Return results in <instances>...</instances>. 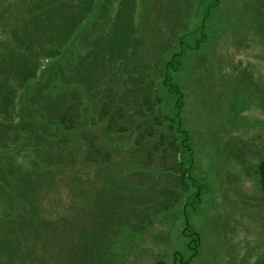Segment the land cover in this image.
Instances as JSON below:
<instances>
[{"label": "rangeland", "instance_id": "1", "mask_svg": "<svg viewBox=\"0 0 264 264\" xmlns=\"http://www.w3.org/2000/svg\"><path fill=\"white\" fill-rule=\"evenodd\" d=\"M12 1L0 0V9L8 5L0 24H14L10 27L20 33L28 15ZM120 1L103 2L100 6L109 9L107 13L89 14L87 26L101 14L103 27L75 36L73 54L66 48L64 57L42 63L21 102L43 97L52 80L51 99L61 106L70 103L62 90L70 82L72 59H78L88 70L85 74L79 69L87 85L105 76L107 82L99 87L118 104L110 114H123L119 128L125 132L120 140L113 139L103 125H92L87 137L96 133L98 144L109 153L103 168L82 160L86 143L79 148L71 141L61 165L54 164L57 157L54 165H47L46 154H51L24 140L6 147L23 169L0 161V264H74L67 248L80 251L85 243V254L94 264H264V192L256 175L264 157V0H218L207 18L213 0H135L134 8L126 0L124 11ZM119 24L129 25L131 37L121 41L128 61L119 57L110 67L105 48L116 26L121 29ZM97 45L103 51H97ZM181 51L186 52L182 65L170 76L184 93L180 114L190 136V164H181L184 157L178 154L169 156L166 144L159 142L156 123L138 111V101L147 98L140 92V78L151 86L148 100L157 97V104L163 102V64ZM73 81L80 83V76ZM4 91L0 104L7 98ZM21 109L15 106L14 111ZM161 109L165 112L166 104ZM22 112L25 119L32 118L29 123L46 125L43 112ZM152 125L155 135L141 150L136 134L146 135ZM129 147L138 156L127 151ZM33 165L48 175L46 182L27 172ZM183 167L195 186L190 179L182 180ZM19 169L22 179L11 177ZM38 188H46L44 196L42 190L38 196L30 194ZM186 227L192 235L183 234ZM191 237H197L198 244H189ZM64 252L70 253V263L62 259Z\"/></svg>", "mask_w": 264, "mask_h": 264}, {"label": "trees", "instance_id": "2", "mask_svg": "<svg viewBox=\"0 0 264 264\" xmlns=\"http://www.w3.org/2000/svg\"><path fill=\"white\" fill-rule=\"evenodd\" d=\"M125 1L126 0L120 1L122 11L126 9ZM103 2L109 3L110 5L115 4L112 3V0H48V2H45L44 0L12 1L14 4L17 3L19 7L21 6L25 8L28 17L24 18L22 21L19 28L20 33H18L15 27H10L14 24H0V73L2 74V77L0 78V90H5L4 92L7 96L4 103L0 104L1 162L3 161L4 163L9 164L11 167H18L21 163L17 161L14 153L7 154L6 147L12 146L20 140H24V142L30 144L28 146H35L38 150H42L46 153L49 152L51 154L50 156L46 154L47 159L45 158V163L47 165L54 163L56 157L58 158V161L54 164H59L60 162L61 165L63 161V156L61 155L63 153L65 155V148H67L72 141L73 145L78 144L79 148L82 145L84 148L85 143L87 144V147L84 150L85 155L82 158L85 163H97L98 165H102V168L105 167L104 165H106V161L109 158V153L104 151L98 144L99 138L96 133L91 131V137H87L89 130L93 129L92 125H103V127H105V133H107L108 136H113V139L117 137L119 140L122 138L121 132H125V130L119 128L121 123L120 119L123 118V114L121 112L110 114L111 111L114 110L112 107L115 105L118 106V104L110 97L111 93L108 94L106 93V90H102L99 87V85L104 84L103 81L107 82L104 75L94 80L93 85H98V87L93 89V85H87V83L84 82L86 81L87 76H84L79 70L83 67V72L85 74L88 73L85 64V67L82 66L84 62H80L78 59L74 60L73 58V63H70V82L67 87L62 90L63 94L70 96V103L61 106L59 102H57V99H51L53 96L50 93L55 90V86L51 85L53 83L52 80L50 81L51 84L48 85L46 89L44 88L45 92L43 93V97L38 94V97L35 96L34 100L32 98L28 99V103L25 105L21 102V99L23 100V97H25V87L28 82L37 75L36 71L42 69V63L47 64V62L55 57H64V54L68 51L66 48H70V55L73 54V38L79 34L81 35L85 33V31L88 32L90 29H93L94 32V30L99 28L101 20L99 19L100 15L102 13H107L106 10L109 11V9L103 11V8L100 6L101 4L103 5ZM130 3L134 8L135 0H130ZM217 3L218 0H213V2L207 7L204 18H207L208 13L217 5ZM6 7L3 6L0 9L1 15L7 12L5 10ZM93 10H97L99 13L101 12V14L91 22V25L87 26V18ZM49 21L53 24H50ZM118 26H120L121 29L117 30L116 26L114 37L110 40L108 48H105V51H108L107 55H109V58H106L110 67H114L113 65L119 57L120 59H123L122 62L128 61V56L125 54L126 52L124 50L126 44L121 41L124 38L131 37L129 25L119 24ZM100 27L103 26L100 25ZM116 33H119L120 36L116 37ZM196 44L198 46L201 45V41L196 40ZM84 48L86 49L85 51L87 54H89L91 50L90 47L88 48V45L84 44ZM97 51H103L99 45H97ZM116 52L118 53V57L113 60L115 57L114 53ZM185 54V51L175 53L170 61L163 64L164 73H162V86L167 88L166 98H164L163 102L161 100L159 104H157V97L155 98L156 100H148V97L151 94V86L146 79L140 78V92L145 93L144 96L147 98L138 101V111L141 117L146 118L149 116L152 119L153 124L156 123L158 131L160 130L161 132L159 142H161V144H166L169 150V156L178 154L179 156L184 157L183 160L180 161L181 164H184V162L190 164L192 157V149L189 143L190 136L187 131L183 130V122L180 114L183 110L184 93L180 86L172 81L170 76L172 71H177L182 65ZM128 55L131 54L129 53ZM95 60L99 61L98 59ZM43 68L45 69L46 74L47 67ZM74 76H80V83L73 81ZM13 81L15 84L11 86L9 82L12 83ZM109 84L110 86H113L112 81H110ZM51 88H53V90H51ZM103 96L108 97V100L110 101L105 102ZM9 98L11 99L10 102ZM40 98H42L41 101H39ZM162 103L164 105L166 104L167 109L165 112L161 109ZM15 106L23 108L20 110V113L14 111ZM25 108L28 112L34 110L43 112L44 120L47 119L46 125L40 121L29 123L27 120H31L32 118L25 119L22 114V110L25 111ZM15 115L20 118L15 120ZM93 119V123H90L89 121ZM96 121L101 123H96ZM161 127L163 128L161 129ZM57 133H60V135ZM145 133L146 135H144V133L136 134L134 139L135 143L140 147L150 144V137L155 135L154 126L152 125V127H148ZM71 134H74V137L77 139L73 140L72 137L71 140ZM55 137L56 141L53 140ZM88 140H90V142H88ZM153 147L159 149L157 144ZM144 148H146V146L142 147L141 150ZM129 150H131L130 147L127 151ZM162 150L166 151V148H163ZM101 152H103V154L99 156ZM131 153L138 156L136 150L134 152L131 150ZM70 164H73V162H70ZM76 166L77 165H74V167ZM21 167L23 169V164H21ZM21 171L22 170L19 169L17 174L12 173L11 177L22 179V174L20 175ZM27 172L38 174L43 182L47 181L48 175L39 172L36 167L34 170ZM256 175L259 179V185L264 192V157L261 159L256 170ZM187 179H190L192 186H195V181L189 176V169L183 167L182 180L186 181ZM30 182V186L32 187L34 181L30 180ZM5 188H7V186H5ZM45 189L46 188H38L37 190L30 192V194L33 193V195L38 196V192L42 190L41 195L44 196L43 190ZM55 194L56 192H54L51 197L56 196ZM198 195L199 194H197V196ZM187 209H189L188 206H185L186 212ZM28 211L30 212V209ZM57 214L60 215L61 212H57ZM77 216L79 215L77 214ZM72 228L73 227H71V229ZM81 232L79 223L78 233L81 234ZM185 232L192 235L191 228H186ZM194 241L198 243V240L195 239ZM85 244L86 247H84L83 250L78 249L80 251L73 252L72 249L70 250V247L67 248L66 252H71L72 263L94 264L95 261L89 260L85 254V250L89 248L87 243ZM189 244L193 243L191 242ZM80 252L84 254V257L78 255ZM62 259H65L70 263V253L67 255L64 252ZM54 263L59 264L56 262Z\"/></svg>", "mask_w": 264, "mask_h": 264}]
</instances>
